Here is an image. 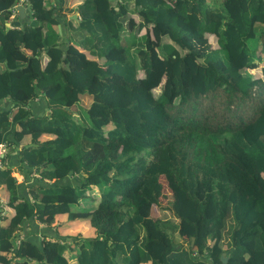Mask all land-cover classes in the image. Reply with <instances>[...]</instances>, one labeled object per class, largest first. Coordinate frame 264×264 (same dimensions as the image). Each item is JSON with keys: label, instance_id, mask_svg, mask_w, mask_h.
<instances>
[{"label": "trees", "instance_id": "obj_1", "mask_svg": "<svg viewBox=\"0 0 264 264\" xmlns=\"http://www.w3.org/2000/svg\"><path fill=\"white\" fill-rule=\"evenodd\" d=\"M17 1L0 0V143L20 146L0 264H264V0H81L66 36L73 0H26L37 23L7 27ZM213 95L227 117L197 112ZM13 163L39 173L28 189Z\"/></svg>", "mask_w": 264, "mask_h": 264}, {"label": "rangeland", "instance_id": "obj_2", "mask_svg": "<svg viewBox=\"0 0 264 264\" xmlns=\"http://www.w3.org/2000/svg\"><path fill=\"white\" fill-rule=\"evenodd\" d=\"M127 5H130V1L129 0H127ZM9 20L10 19H8V20L6 19V21H9ZM212 42H213V40H212ZM253 66H255V64H253ZM246 72H248V70ZM250 74L255 75L253 73H250ZM153 91H154V93H158L159 88L157 87V88L153 89ZM39 100H40L41 104L37 101V99H34V102H33V111H34V113H39V112H42V111L45 110L44 109L45 108L44 99L42 98V101H41V99H39ZM89 102H90V97L88 95L80 94L79 95V99H78L77 107L85 108V107H87ZM222 106H223V103L220 101L219 96L213 95L212 97L202 98L200 100L199 109L197 110V112H205V113L211 115L214 119H217L221 115L227 117L229 115V112L224 110L222 108ZM247 113H248L247 109H243L241 111V114L244 115V116H246ZM73 114L76 115L77 112L73 111ZM211 122H214V121H211ZM20 144L23 145L24 141L20 142ZM5 146H4V152H7V151L17 152L18 151L17 149L20 148V146H17V148L12 149L10 146H7L6 144H5ZM17 167H18L17 163H13V167H12L13 169L10 171V173L14 177L16 183H19V182L22 181L21 183H23L24 185H25V183H27L26 185H28L29 182H35L36 178H38V176H39V173L37 171L31 170L29 172V174H28V176L30 178L29 179H25L24 176H22V174L17 170ZM44 181H46V180H44ZM25 186H24V190H25ZM19 187H20V189H22L21 186H19ZM26 189H28V186H26ZM22 196H23V193L20 192L19 197H22ZM26 196H27L28 199H30V191H28V194ZM6 200H7V197L3 196L1 191H0V220L2 219V217H3L4 213H5V210H6L5 209L6 202H7ZM159 202H160L161 206L157 205L155 207L156 209L153 208V211H152L151 215H153L154 217H158V218L159 217H162V218L168 217L169 216L168 215V210L163 208V204L165 203V199L161 198ZM171 218L173 219L174 222L177 221L176 218H173V217H171ZM5 222H6V220H4V223ZM34 223L36 224V227H37L38 230L42 229V227L44 226V224L40 223L39 221L32 220L31 223H29V225H27V228L29 229L30 226H33L35 228ZM52 224H54V223H52ZM75 229H76V227L73 226V227H70L68 229H64V232H68L71 235L72 233L75 232ZM20 233H21V231L17 232V234H20ZM180 233H181V229H180V227H177L176 231L172 233L174 242L175 243H182L184 245H187V244L183 243L182 238L179 235ZM36 236L40 238V235L38 236L36 234ZM15 237H17V239L19 238V236H16V235H15ZM66 239H69V236H67ZM64 253H65V255H67L69 257V251H64ZM194 253L195 252L193 251L192 254H194ZM11 254L13 256V253H11Z\"/></svg>", "mask_w": 264, "mask_h": 264}, {"label": "crops", "instance_id": "obj_3", "mask_svg": "<svg viewBox=\"0 0 264 264\" xmlns=\"http://www.w3.org/2000/svg\"><path fill=\"white\" fill-rule=\"evenodd\" d=\"M50 1H55V0H50ZM81 0H73V2H69L66 4L65 9H67V11H65V19H61V21H59L62 25H60V23H58L56 25V29H57V33L59 35L62 36H66L67 35V27H66V21L67 19H71L74 22H77L80 18L79 13L77 11V9L75 8V6L77 5V3H79ZM115 1V0H114ZM131 1V0H129ZM27 6V4L25 5ZM65 9H62V11H64ZM76 13L77 14V20H74L73 18H71L69 15L72 13ZM31 18H33L32 16H30L29 10L25 9L24 10V14L23 17H19L17 11L16 13L11 17V20H9L8 22H4V25L7 27H20L25 21H29ZM17 23V24H15ZM12 25V26H11ZM59 40V37L57 38ZM86 42V41H85ZM91 45V39H89V42L86 43L85 47L90 48ZM26 55L23 54L22 57H25ZM0 107L4 108V109H9L12 107L10 101L8 100H4V99H0ZM6 154L11 155L10 151H7ZM8 158V157H7ZM10 159V157L8 158ZM14 160H16V158H14Z\"/></svg>", "mask_w": 264, "mask_h": 264}, {"label": "built area", "instance_id": "obj_4", "mask_svg": "<svg viewBox=\"0 0 264 264\" xmlns=\"http://www.w3.org/2000/svg\"><path fill=\"white\" fill-rule=\"evenodd\" d=\"M16 4H22V5H26V0H18L17 2H16ZM16 4H14L13 6H12V8H11V13H10V15H9V19H11V17L16 13V9H15V5ZM8 22V21H7ZM12 26V25H11ZM4 146H5V143L4 142H1L0 143V169L1 168H3L5 165H6V162H7V159H6V152H4ZM6 147V146H5ZM17 236H19V238L17 239V237H16V239H15V244L16 245H18V243H19V240H20V238L22 237V234L20 233V234H18Z\"/></svg>", "mask_w": 264, "mask_h": 264}, {"label": "water", "instance_id": "obj_5", "mask_svg": "<svg viewBox=\"0 0 264 264\" xmlns=\"http://www.w3.org/2000/svg\"><path fill=\"white\" fill-rule=\"evenodd\" d=\"M124 4H126V3H124ZM15 9H16V11H17L19 17H23L24 10H25V9L29 10L30 8H29V6H24V5H22V4H16V5H15ZM69 16H70L71 18H73L74 20H77V14H76L75 12L72 13V14H70ZM29 23H30L31 25H34V24L37 23V20L34 19V18H31V19L29 20ZM15 24H17V23H15ZM17 25H18V24H17ZM219 258H220V260H221L222 262H225V261H226V255H225V253H224V252H221V253L219 254Z\"/></svg>", "mask_w": 264, "mask_h": 264}, {"label": "clouds", "instance_id": "obj_6", "mask_svg": "<svg viewBox=\"0 0 264 264\" xmlns=\"http://www.w3.org/2000/svg\"><path fill=\"white\" fill-rule=\"evenodd\" d=\"M116 1V0H115ZM124 3H126L125 5H127V0H124ZM18 235V234H17ZM16 239V237H15ZM196 254L194 253L193 256H195Z\"/></svg>", "mask_w": 264, "mask_h": 264}]
</instances>
